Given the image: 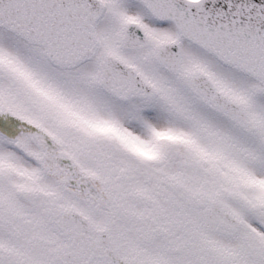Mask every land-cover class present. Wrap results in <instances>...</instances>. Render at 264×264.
I'll return each instance as SVG.
<instances>
[{"label": "snow or ice", "instance_id": "6c2138e0", "mask_svg": "<svg viewBox=\"0 0 264 264\" xmlns=\"http://www.w3.org/2000/svg\"><path fill=\"white\" fill-rule=\"evenodd\" d=\"M0 264H264V0H0Z\"/></svg>", "mask_w": 264, "mask_h": 264}]
</instances>
